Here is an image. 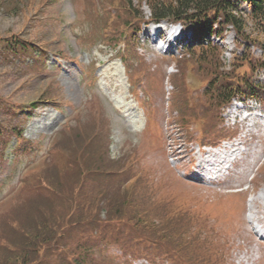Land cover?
<instances>
[{
  "label": "rangeland",
  "instance_id": "1",
  "mask_svg": "<svg viewBox=\"0 0 264 264\" xmlns=\"http://www.w3.org/2000/svg\"><path fill=\"white\" fill-rule=\"evenodd\" d=\"M92 1L94 8L97 0ZM109 2L112 7L107 8ZM246 2L240 4L241 8L247 9ZM81 5L90 14L103 15L88 19ZM131 5L132 12L149 15L146 1L131 0ZM95 8H86L84 0H0V264H138L142 258L134 256L139 254L149 258L145 264H201L203 254L207 263L214 239L209 236L215 235L213 231L209 233L211 223L217 225L224 241L217 252L222 254L221 264H264V245L248 233L244 214L233 217L237 211L235 199L217 197L208 206L200 207L201 199L208 201L222 190L230 191L231 184L247 186L253 176L248 189L256 181L260 187L253 193L245 192L244 206L248 197L264 196V131L257 125L263 120L255 118V134L246 136L243 160L233 175L213 185L196 180L191 169L199 141L243 134L240 124L233 126L228 119L229 109L221 122L216 104H202L200 94L210 75L205 68L200 70L201 56L196 50L194 55L200 58H188L191 68L186 67L183 73L188 85L185 104L197 96L200 107L187 115V110L181 109L185 99L180 86L184 61L177 58L186 52L190 39L173 46L168 53L156 54L148 27L136 33L139 19L130 14L127 0H104ZM105 12L109 14L106 19ZM185 30L192 37L191 27ZM246 31L258 38L237 45V41L242 44L244 40L230 26L223 38H212L220 71L251 74L244 58L262 57L258 47H264V36L249 21ZM115 39L124 42L116 46ZM244 47L246 52H241ZM130 48L134 56L129 57L126 55ZM207 55L215 57L212 50L204 54ZM37 56L43 59L44 68L35 60ZM119 56L126 58L128 73L145 71L135 86L128 84ZM256 79L262 81L263 77ZM36 98H48L49 103L24 107ZM183 115L188 116L184 123ZM188 121V127H183ZM74 123L92 134L85 151L89 162L95 157L94 145L107 140V158L98 154L91 164L96 169L102 166L101 171L87 175L92 180L102 178L98 185L79 186L80 181L72 174L57 173L70 157L72 140L68 136L55 144L61 133L78 128ZM21 131L23 143L19 145L21 141L15 135ZM86 138L87 135L76 137L74 141L80 144ZM78 151L75 148V154ZM251 160L254 161L250 163ZM45 164L51 167L43 173L44 178L55 188L34 189L35 180L42 181L39 168ZM256 165L259 166L255 168ZM134 175L137 180L132 182ZM71 197L77 202L67 213V199ZM260 198L261 201L254 200L262 206L264 197ZM80 199L87 201L81 203ZM88 208L97 209L94 218L86 215ZM140 209L157 225L180 216L181 222L170 224L176 234L156 240L161 245L159 249L142 253L139 246L126 250L116 243H100L99 230H94L103 225L105 218L115 221ZM202 212L209 213L208 217L201 219ZM93 220L98 222L94 224ZM115 223L126 241L151 236L149 231L140 226L132 228L124 220ZM125 224L129 226L122 228ZM60 231L61 239L53 244L52 236ZM216 243L214 240L212 245ZM178 252L186 254L188 262L177 259Z\"/></svg>",
  "mask_w": 264,
  "mask_h": 264
},
{
  "label": "trees",
  "instance_id": "2",
  "mask_svg": "<svg viewBox=\"0 0 264 264\" xmlns=\"http://www.w3.org/2000/svg\"><path fill=\"white\" fill-rule=\"evenodd\" d=\"M149 5L150 14L147 19L144 20V15L139 11H133L139 20L143 22L161 20L180 22L182 24H189L193 26L200 36H206L213 32L221 33L225 24H232L238 32L242 27L240 17H237L233 10L236 7V1L239 0H146ZM128 6L131 5V0H127ZM251 7L252 19L262 26L264 32V0H249ZM216 24L214 28L213 25ZM264 36V33H263ZM256 37L255 39H257ZM199 44H202L199 41ZM209 48V47H208ZM191 52V51H190ZM200 56L202 58V68L210 75L207 86V90L203 93L205 101L216 102L221 104L230 99L235 93H249L256 94V86L251 84L243 73L241 75L232 74V72L220 71V61L218 56L204 54V50H200ZM192 55V54H191ZM200 56L198 58H200ZM249 67L255 66V63L251 59L247 60ZM264 64V61H261ZM236 83L233 85L232 83ZM242 82V88L238 85ZM264 92V87L261 89ZM129 204V201L127 202ZM137 212V213H136ZM130 215H124V220L133 226H140L143 229L150 232V238L164 239L174 236L176 233L170 226V221L163 223V225H157L151 223L146 216H143V210H138ZM157 229H156V227ZM138 232V231H136ZM51 233V231H50ZM183 257L179 259H185L188 262L187 255L183 254ZM23 258H27V254H23Z\"/></svg>",
  "mask_w": 264,
  "mask_h": 264
},
{
  "label": "bare ground",
  "instance_id": "3",
  "mask_svg": "<svg viewBox=\"0 0 264 264\" xmlns=\"http://www.w3.org/2000/svg\"><path fill=\"white\" fill-rule=\"evenodd\" d=\"M214 154H212V156H208L206 159L205 158H202L201 159V161H204V163L205 164H210V163H213L214 161H215V158H214ZM239 184H237V186H238ZM220 208H224V205L223 204H220ZM253 208H254V212H255V214H257V215H255V217H254V219H255V221H256V223H257V225H260V228L261 227H264V216H261V215H259L262 211H264V203L262 204V206H259V204H257L256 202H255V200L253 201ZM231 214H234V212L233 211H231ZM252 221H253V219L252 220H249V222H250V224H252ZM258 233H257V229L255 228L254 229V227H253V230H251V237L253 238V235H254V237L257 235ZM254 239V238H253ZM255 240V239H254Z\"/></svg>",
  "mask_w": 264,
  "mask_h": 264
}]
</instances>
